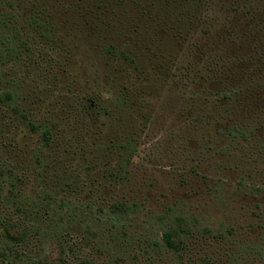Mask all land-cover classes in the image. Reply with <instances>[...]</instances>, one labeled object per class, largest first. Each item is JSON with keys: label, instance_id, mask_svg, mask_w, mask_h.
I'll return each mask as SVG.
<instances>
[{"label": "rangeland", "instance_id": "rangeland-1", "mask_svg": "<svg viewBox=\"0 0 264 264\" xmlns=\"http://www.w3.org/2000/svg\"><path fill=\"white\" fill-rule=\"evenodd\" d=\"M0 264H264V0H0Z\"/></svg>", "mask_w": 264, "mask_h": 264}, {"label": "trees", "instance_id": "trees-1", "mask_svg": "<svg viewBox=\"0 0 264 264\" xmlns=\"http://www.w3.org/2000/svg\"><path fill=\"white\" fill-rule=\"evenodd\" d=\"M186 230L187 229L185 226L180 229L172 228L166 230L163 234V240L168 247L175 250H179L184 245V232Z\"/></svg>", "mask_w": 264, "mask_h": 264}]
</instances>
